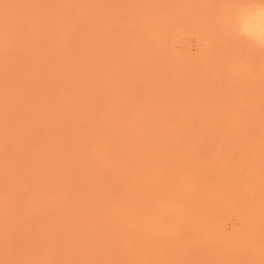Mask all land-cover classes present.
<instances>
[{"label":"bare ground","instance_id":"6f19581e","mask_svg":"<svg viewBox=\"0 0 264 264\" xmlns=\"http://www.w3.org/2000/svg\"><path fill=\"white\" fill-rule=\"evenodd\" d=\"M21 1L25 2V0ZM120 2L122 3V0ZM150 2L148 5L151 9L153 1L152 4ZM115 3L116 0H66L65 7L60 12L57 10V14L59 16L60 13L61 22H63L58 24L56 20L52 19L54 14L52 17L49 15L48 18L42 14H39L38 17L33 16L36 12L26 16L24 14L26 5L20 0H0V73L6 72L0 76L4 74L7 76L8 71L17 72L18 75L21 73L23 76L22 79L17 77L22 80L19 86L16 80H9L11 77L4 78L9 85L5 83L12 88L11 92L8 90L9 94L6 92L9 87L6 86L7 89H3V82L0 81V264H264V201L262 202L264 200V183L252 184L253 182L250 183L251 180H249V183L246 182L247 186L245 184L243 186L241 182L240 184L227 185L228 183L226 184L224 182L226 180L223 178L213 180L206 177L200 178L195 174L181 173L180 171L183 172V170L177 168L180 165L176 166L179 160L176 154L171 148L168 153H165L167 151L163 147L170 142L169 133L171 134V132L166 125L159 128L146 125L144 128L142 125L139 126L141 121L133 119V123H130L133 125L128 127L126 123L123 125L124 120H121L123 126H117L118 131L127 133L128 139L123 136L126 141L124 144H120V147H116L119 150L120 158L114 152V134H112V132L114 133V99L118 98L114 97V24L119 25L114 23L117 19L116 17L114 19V16L120 11L119 7H115ZM118 4L117 2L116 5ZM138 5L140 6V4ZM10 6L16 7L17 12L15 13L14 9V12H8L7 9L10 10ZM193 6L196 5L193 4ZM60 8H62L61 5ZM114 8H118L119 11L118 9L114 11ZM152 10L154 9L152 8ZM5 11L7 12L6 16ZM219 12L217 13L219 14ZM152 13L154 14V12ZM221 13L223 14L222 11ZM65 14L67 17L69 16V19L62 18ZM224 14L226 15V13ZM223 15L220 17L222 18ZM227 16L228 14L225 21ZM154 17L150 18L155 20ZM150 18L149 20H151ZM120 19L117 20L120 21ZM213 22L210 24L213 25ZM4 23H7L10 28L7 29ZM137 24L135 22V25ZM206 24L208 25L207 22ZM209 25L208 27H210ZM131 26L133 27V24ZM138 27L140 28L141 25ZM149 30L151 29L149 28ZM126 31L124 32L126 33ZM139 31L141 32L143 29ZM151 31L154 33L155 29ZM223 33H225L224 36L232 38L230 44L236 40L238 45L246 46L242 49L247 48L256 51V53L264 51L253 48L246 40L235 38L229 33L227 27ZM134 34L135 32H133V38H136V42L145 40L144 38L139 39L138 33V36ZM72 39L78 41L74 40L78 47L73 45V48ZM158 39L162 41L160 38ZM134 41L132 40L131 43L136 44ZM157 42L156 40V46ZM236 42L233 43L236 44ZM143 43L141 44L143 45ZM152 43L154 42L152 41ZM118 44L117 46H119ZM150 44L151 42L148 41L145 46ZM104 45L107 46L106 51ZM136 45L132 44L134 47ZM153 47L155 48V45ZM116 48L120 49V46ZM150 49L152 48L149 47ZM126 52L129 53V51ZM140 53L143 52L140 51ZM133 57L130 58L133 59ZM145 57L143 59L147 60ZM125 58L128 59V56ZM131 59L128 60L131 61ZM134 60L137 59L134 58ZM108 63H113L111 66L113 71L107 68ZM99 66H106L107 70L113 73L111 75L113 77L107 75L105 70ZM91 71H97V73L100 71L105 74L101 80L99 77V80H94L95 75L94 73L90 74ZM150 71L153 70L150 68ZM228 71L230 70L225 72L228 73ZM261 72L258 70L255 73L262 74ZM88 74L91 76L88 77ZM8 75L10 76L9 73ZM119 75L121 74L119 73ZM228 75L226 76L228 77ZM233 77L231 78L233 79ZM260 77L262 78V75ZM4 79L3 81H5ZM14 81H16L15 86L10 85L9 82ZM90 81L92 86L88 87ZM96 81L97 84L100 82L98 84L100 89L94 87ZM37 84H40L39 88H35L32 93L34 95L35 91L39 90L38 92H40L39 95L35 94V97L39 99L38 102L36 100L37 104L20 105L22 107L20 108L19 101L24 102L25 96L28 99L30 97L26 95V91L25 93L21 90L24 88L32 90ZM88 88L92 92L87 90ZM159 89L161 90V88ZM218 89L220 90V88ZM87 91L89 94L86 93V95H91L87 96V102L83 103L82 95ZM262 96L264 97V94ZM239 98L238 100H240ZM218 99L220 100V98ZM252 99L254 98L251 97ZM95 101L102 102L101 109H103L100 111L103 113L104 110L105 115L100 114V117L108 127L107 131L105 130L106 126L101 128L98 125L102 130L97 126L96 129H99L100 132H103L104 129L107 132L105 134H97L91 125L93 120L95 121L94 125L97 120L91 121V114H89L94 111L92 106L98 104ZM26 102L30 103V100H26ZM131 104L133 103L131 102ZM28 112L31 114L27 115ZM94 113L91 116H94ZM97 116L98 114L95 113L94 118ZM127 119L129 121V118ZM134 122H137L138 125H135ZM233 122L231 121V123ZM241 122L243 121L241 120ZM147 124L149 125V123ZM244 124L240 123L242 127ZM246 124L250 126L247 121ZM257 124L259 123L257 122ZM240 125L238 129V126L235 125V129L242 134L246 129L245 125L243 128ZM240 127L245 130L239 131ZM142 128L148 129L143 131ZM227 128L230 129L226 126ZM233 128L230 130L231 133L224 132L223 134L232 135ZM236 130H234L237 133L235 136L239 137L240 134ZM130 132L132 135L129 134ZM122 135L118 137L122 138ZM237 140H240V137ZM26 143L30 145L27 147L31 150L29 157L25 152ZM181 145L179 146L181 147ZM170 147L172 146L170 145ZM250 147L253 149L256 146ZM127 148L135 154L133 157L125 156L124 151ZM255 151L257 150L255 149ZM258 153L260 152L258 151ZM257 156L260 155L255 157ZM261 157L257 159L261 160ZM259 160L256 163L260 162ZM180 161L183 163L185 161V167H187L186 158L184 160L181 158ZM179 163L182 164V162ZM257 164L259 165V163ZM248 165L254 166V163ZM260 165L258 168L261 167ZM192 170L197 171L195 168ZM164 171L169 178H164ZM238 171L240 172V170ZM162 172L164 173L162 174ZM224 173L227 174L226 171ZM252 174L253 179L257 180L256 173ZM2 177L7 181L3 182ZM237 177L240 176L237 174ZM76 178L78 179L76 185H79L74 188L72 182H75ZM231 218L238 221L240 229L234 230L229 235H224L221 226L225 220Z\"/></svg>","mask_w":264,"mask_h":264},{"label":"rangeland","instance_id":"374dc122","mask_svg":"<svg viewBox=\"0 0 264 264\" xmlns=\"http://www.w3.org/2000/svg\"><path fill=\"white\" fill-rule=\"evenodd\" d=\"M41 1L42 0H28V2H27V0H25V2H27V4H25L24 1L20 0V2H22L26 5L25 8L27 11L24 8V14L27 16L29 14L33 15L32 12H36V13H34L33 16L36 15L38 17L39 14H42V15H45V18H48L49 15L52 17V14H54L52 19L56 20L58 22V24L63 23V22H61L62 19L60 17L61 16L60 13H59V16L57 13H58V11L60 12L65 7L66 0H58V1L57 0H43L42 2ZM67 1H69V0H67ZM120 1L121 0H118V1L116 0V3L114 4L115 7H119V9H120V11H119L118 8H116V9L114 8V11H117V9L119 11V12L115 13L116 15L114 16V19H115V17L118 20L121 18L120 21H118L116 19L117 22L114 20L115 21L114 23H118L119 25H121V26H119L117 24H114V65H113L114 69L111 67L113 63H108L110 66L107 65V68L114 70V97L115 98L118 97V98L114 99V104H115L114 105V109H115L114 110V130H113L114 133L112 132V134H114V152L118 155L119 150L116 147H120L121 146L120 144H124L126 139H128V136H126L127 133L124 134L123 132L122 133L119 132L117 126L121 127L124 125V123H126V126L130 127L133 125V124L130 125V123H133L134 120L135 121H141V124L139 122V124H140L139 126L142 125V127L144 126V128L146 127V125L147 126L153 125V128L154 127L159 128L161 126L163 127V125H166L167 129L170 130V132H171V134L169 133L170 142L168 140L169 144L167 143V145H166V143H163V145L164 144L166 145L163 147L167 151L165 153H168L169 148H171L173 150L174 154H176L177 158L179 159L176 166H179V165L181 166V167L180 166L177 167L178 169L181 168V170H183V172L180 171L181 173H185V175L195 174V176H198L200 178L206 177V178L213 179V180L223 178V180H226L224 182L226 184L228 183L227 185L238 184V183L240 184V182H241V184L243 183V186H244V184H245V186H247L249 182L250 183L253 182L252 184L264 183V169L262 170V168H264V165H263L264 164V136H263V132H264V117H263L264 116V97L262 96L264 94V83H263L264 82V70H263L264 69V53H263L264 51L263 52L258 51L256 53V51H254V50H250L247 48L242 49L246 46H244L243 44L238 45V41L236 42V40L233 41V42H236V44H234L233 42H232V44H230L229 42L232 41V38L227 36V35L224 36V34L226 32L225 33H223V32L225 31L226 26H225V24H223V22L225 21L226 15L229 13L230 8H232V6L234 5L235 0H233V1L232 0H208V1L207 0H155V1L149 0V2L153 1L152 2L153 4L150 2V4H152L151 9L149 8L148 0H146V1H143V0H122L123 4ZM136 1H139V2H136ZM204 1H207V2L204 3ZM55 2H56V4H55ZM117 2L119 3L118 5H116ZM138 4H140V6ZM193 4H195L196 6H193ZM220 4H221V6H220ZM222 4H223V6L224 5L226 6V8L224 6V9H226V10L223 9ZM60 5L62 6V8H60ZM119 5H121V6H119ZM203 5H204V7H203ZM30 6H33V7H30ZM190 7H192V8L190 9ZM137 8H139V9H137ZM152 8L154 10H152ZM186 8H188V9L186 10ZM220 8H221V10H219ZM13 9L15 10L16 7L10 6V10L7 9V11L8 12L11 11L10 13H12V12H14ZM124 9H126L128 11H126ZM170 10H171V12H170ZM218 10L220 12L222 11L223 14L226 13V15L224 14L225 15L224 16L222 13L220 14V12ZM49 11L51 12V14ZM172 11L174 13H176V12L177 13L174 14ZM16 12L17 11L15 10V13ZM27 12H28V14H27ZM145 12H146V14L144 15ZM149 12L151 14H153L152 12H154V14L151 15ZM205 12H207L209 14H207ZM217 12H219L220 16L223 15L224 18L222 17L223 18L222 19ZM119 13H120V15H119ZM182 13H183V15H182ZM213 13H215L217 15H215ZM6 15H7V12L5 13V16ZM154 15H155V17H154ZM151 16L154 17L155 20H153V18H150ZM201 16H203V17L201 18ZM56 17L58 20L56 19ZM141 17H144L145 19H143ZM185 17H188V18H185ZM206 17L209 19L207 20ZM62 18H66L65 20H67V19H69V16L67 17V15L65 14V16ZM149 18L151 20H149ZM59 19H61V20H59ZM189 19H191V20H189ZM215 19H216V22H215ZM65 20H64V22H65ZM213 20H214V22H213ZM125 21L127 24L125 23ZM132 21H133V23H131ZM135 22L138 24L135 25ZM206 22L208 23V25L210 23L212 24V22H213V25H215L217 28L211 24L209 25L210 27H208ZM219 22H222V23H219ZM122 23L124 24V26ZM159 23H160V25L157 26V24H159ZM4 24H5L4 26H6L7 29L10 28L7 26V23H4ZM125 24H126V26H125ZM132 24H133V27L131 26ZM147 24H148V27H147ZM138 25L139 26L141 25L142 28L141 27L139 28ZM221 25H223V26H221ZM134 26H137L139 29L137 27L135 28ZM149 28L151 30L155 29L156 33L157 32L159 33V34L157 33V35H159V36L156 35L155 31H153L154 33H152V31L149 30ZM140 29L141 30L143 29V31L140 32L139 31ZM130 30H131V32H130ZM211 30H213V31H211ZM124 31H126V33ZM128 31L130 34L128 33ZM123 32H124V34H122ZM133 32H135L134 35H136L137 33L139 34V39L144 38L145 40H143V41L138 40V42H136V38L135 39L133 38L134 37ZM211 32H213V33L210 34ZM141 33H143L145 35V37H143L144 35ZM138 34H137V36H138ZM127 35H128V37H127ZM140 35H141V37H140ZM163 36L166 38L162 39V38H164ZM125 37L128 39H126ZM222 37H223V39H222ZM228 37L230 40L228 39ZM131 38L133 41L135 40L134 42H136L137 45L135 43H131V41H132ZM147 38H149V39H147ZM152 38H157V39H152ZM158 38H160L162 41H160ZM137 39H138V37H137ZM146 39L149 42H151V44L148 46H145L146 44H148V41ZM72 40H73L71 43L72 46L73 45L77 46L76 44L78 41L76 39H72ZM74 40H76L77 42H74ZM156 40L158 41L157 46L155 43ZM116 41H119V42H116ZM152 41L154 43H152ZM214 41H216V42H214ZM143 42H145L146 44H144ZM160 42L161 43L163 42V43L161 44ZM117 43H119L118 45L120 46V49L122 51L120 49L116 48V47L119 48V46H117ZM130 43H131V45H130ZM139 43L140 44L143 43L144 46L142 44L140 45ZM132 44L136 45L138 48L136 46L135 47L132 46ZM154 45H155V48L153 47ZM74 46H73V48H74ZM104 47H105V45H104ZM149 47H151L152 49L149 50ZM101 48H103V47H101ZM106 48H107V46L105 47V51H106ZM141 48H143V49H141ZM144 50H146V51H144ZM126 51H129V53ZM135 51H136V54H135ZM140 51L143 52L144 54L140 53ZM122 54H124V55H122ZM127 56H128L129 60L134 56L133 59H131V61L132 60L134 61V62L132 61V65H131V61H129L127 58H125ZM140 56H141V58H140ZM116 57H117V59H116ZM144 57L148 61L144 60L143 59ZM122 58H123V60H122ZM134 58L137 59L138 61L136 60L137 61L136 62L134 60ZM139 59H140V61H139ZM141 59H143L142 62H141ZM116 63H118L120 65H118ZM245 66H247V68H245ZM257 66H259L260 68H258ZM116 67H117V69H116ZM100 68L104 69L105 70L104 72H106L107 75H109L110 77H113V76H111V75H113V73H110V71L107 70L106 66H101ZM150 68H151V70H153L152 72L150 71ZM230 68H232V69H230ZM119 69L120 70L122 69V70L120 71ZM227 70H230V71H228V73H227V72H225ZM258 70H260V72L262 71L261 72L262 74L255 73V72H258ZM231 71H233V72H231ZM154 72L157 74H155ZM2 73L6 74V72H4V71ZM2 73H0V75ZM8 73L10 74V76L8 75ZM8 73H7V76H4L5 74L3 76H0V79H2L0 81L3 82L2 84L4 86L3 89H7V87H9L8 82H6V80L4 79L5 77H7V78L11 77L9 80H16L18 82V86H19V83L22 80H19L18 78H20V79L23 78L21 73H19V75L17 72L12 73V72L8 71ZM91 73L92 74L94 73V75H95L94 80H96V79L99 80L98 77L101 80V78H103L104 74H105V73H101L100 71L98 73H97V71H95V72L91 71L90 74ZM119 73L121 75H119ZM221 73H223V74L221 75ZM230 73L235 78L237 76L236 80L237 79L238 80L236 81L234 77L232 79L231 78L232 76L230 77ZM16 74H17V76H16ZM96 74H99L102 76H99ZM208 74H210V75H208ZM226 75H228V77H230V78H228ZM261 75H262V78L260 77ZM90 76L91 75L88 74V77H90ZM257 76H259L260 78L259 77H258L259 79L256 78ZM12 77H16V78L18 77V78L16 79V78H12ZM145 77L146 78L148 77L147 78L148 80ZM253 77H255V78H253ZM122 78H123V80H122ZM144 78L146 79V81ZM153 78H155V79H153ZM3 79L5 81H3ZM149 79H152V80H149ZM223 79H225V80H223ZM227 79H228V83H227ZM255 79H256V81H254ZM162 80H163V82H162ZM258 80L259 81L261 80L262 83L259 82ZM16 81L9 82V83H10V85L15 86L14 84H16ZM222 81H224V82H222ZM99 83L100 82H98V84ZM137 83H139V84H137ZM96 84H97V81H96ZM96 84L94 85V87L96 86L98 88L99 86H98V84L97 85ZM135 85H137V86H135ZM34 86L35 87H33L34 89H32V90H29L30 88L27 89V88L22 87L24 89L21 91H24V92L26 91L27 92V93L25 92L26 95H28V97L30 96L31 98L29 97V99H28L25 96V94L23 93L25 96L24 102H22V100H20L18 106H20V105L21 106H24V105L25 106H27V105L31 106L33 104H37L39 99L36 98L35 96L39 95L38 93H40V92H38L39 90L35 91L36 95L35 94L32 95V93H34L33 90H35V88L36 89L39 88L40 84L39 85L37 84ZM89 86H92L91 81H90V84H88V87ZM20 88H21V86H20ZM90 88H92V87H90ZM90 88H88L87 90H90L92 92V90ZM159 88H161V90ZM218 88H220V90ZM11 89L12 88L10 86L6 90L7 94H9L8 90H10V92H11ZM40 89H41V87H40ZM99 89H100V87H99ZM99 89H96V90H99ZM150 89H152V90H150ZM93 90L95 91V89H93ZM128 91H129V93H128ZM86 93L89 94V92L87 91L84 93V95H82V102L83 103L87 102L86 100H88V98H86L88 96V95H86ZM131 93H133V94H131ZM90 95L88 97H90ZM98 96H99V94H98ZM40 97H41V95H40ZM150 97H152V99H150ZM239 97H241V98H239ZM251 97L254 99L251 100ZM84 98H86V99L84 100ZM141 98H144V99H141ZM218 98H220V100ZM238 98L240 100H238ZM26 100H28V101L30 100V103L26 102ZM36 100H37V102H36ZM212 100H213V103H212ZM243 101H245V102L243 103ZM95 102L98 103L100 106L98 104L97 105L95 104L96 106L95 105L92 106V108L94 110V111H92V113L95 112L96 115L98 114V116L96 118H94L95 113L93 114L94 116H91L92 113L89 112V114H91L90 115L91 121L93 119H97L95 125H94V122H95L94 120H93L91 125L93 126L94 132L97 131L96 132L97 134H105V133H107L106 129L108 127L106 126L107 123H105L103 121V119L100 117L101 115L102 116L105 115L104 110H103V113L100 111L103 109V108L101 109V103L102 102H99V101H95ZM95 102H93V103H95ZM129 102H130V104H129ZM131 102L133 104H131ZM90 103H92V102H90ZM21 106H20V108H22ZM98 106H99V108H97ZM142 106H143V108H142ZM257 106H258V108H257ZM249 108H250V110H248ZM259 108H260V110H258ZM96 109L97 110L99 109L98 112ZM90 111H91V109H90ZM30 112H28L27 115H30L31 114ZM147 112H148V114H147ZM208 112H210V113H208ZM229 115H231V116H229ZM215 116H216L217 120H216ZM144 117H146L148 119H146ZM127 118H129V121H127L128 120ZM98 119H99V121H98ZM137 119H139V120H137ZM121 120H124L122 122L123 125L121 123ZM237 120H238V122H237ZM241 120L243 122H241ZM118 121H120V122H118ZM231 121H234L235 123L234 122L231 123ZM246 121H247L248 125H250V126H247ZM146 122L149 123V125ZM257 122L260 124V126H259V124H257ZM227 123H229V125H227ZM240 123L241 124L245 123L244 124L245 127H244V125H243V127L246 129V131H243L242 134L239 133L238 130L235 129L236 126H238L237 129L239 128ZM134 124L138 125L137 122H134ZM98 125L101 126V128H103V126L104 127L106 126V128H105L106 131H104V129H103L104 133L102 131H101L102 132L101 133L99 130L101 128L98 127ZM96 126L99 129H96L97 128ZM226 126L230 127V129L229 128L226 129ZM0 127H1V124H0ZM241 127H240L239 131L245 130V129H242L243 127L242 128ZM257 127H259V128L257 129ZM144 128H142V129H144ZM177 128H178V130H177ZM222 128H224V129H222ZM232 128H233V134L234 135L230 134L227 136L226 134L231 133L230 130ZM147 129L148 128L144 129L143 131H147ZM234 130H236L240 134V136H239V134H238V136L240 137L241 141L237 140V138L239 139V137L235 136V134H237V133L234 132ZM262 130H263V132H262ZM224 132L225 133L227 132V133L223 134ZM254 133L256 134V136ZM129 134L132 135L131 132ZM180 134H182V135H180ZM216 134L219 137L215 136ZM220 134H222L223 136ZM120 135H122V138H119V137H121ZM258 135H260V137H258ZM123 136H125L126 139ZM189 136H191L192 138ZM250 136H251V138H250ZM252 136H253V138H252ZM241 137H244L243 138L244 140ZM255 137H257V138H255ZM231 138H234V139H231ZM180 139H181V141H180ZM197 139H198V141H197ZM177 140H179L178 141L179 144L177 143ZM127 142H128V140H127ZM201 142H203V143H201ZM212 142H214L215 144H213ZM219 142H221V143H219ZM235 142H236V144H235ZM188 143H189V145H188ZM180 144H182L181 147L179 146ZM200 144H201V146H200ZM243 144H245V145H243ZM170 145L172 147H170ZM252 145H253V147L256 146L253 148L254 150L252 149V147H250ZM29 146H30L29 144H27V143L25 144L26 148ZM129 148H131V147H129ZM129 148H127V150L125 149L124 154L126 157H133L135 154L132 152V150H131L132 148L131 149H129ZM233 149H235V150H233ZM255 149L257 151H255ZM183 150H185V151H183ZM194 151H196V152L200 151V152L198 154L196 152L193 154ZM258 151L260 153H258ZM25 152L27 153V157H29V154H30L29 152H31V150L29 148H27V149H25ZM177 152H179V153H177ZM232 152H235V153H232ZM210 153H211V155H210ZM251 153L252 154L254 153V154L252 155ZM216 155H218V156L220 155L219 158H217L218 156H216ZM256 155H260V156L255 157ZM185 156H187V157H185ZM183 157L187 159V165H186L187 167H185V163H186L185 161H184V163H183V161H180L181 158H182V160H184ZM245 157H246V160H245ZM258 157H261L260 158L261 160L257 159ZM118 158H120L119 155H118ZM201 159H203V160H201ZM257 160L260 161L257 163H259V165L261 164L260 165L262 167V168L260 167L261 169L258 168L259 165L256 163ZM123 161L126 162V160H123ZM35 162H37V161H35ZM179 162H182V164H180ZM198 162L199 163L201 162V163L199 164ZM225 162H228V163H225ZM237 162L241 166H239ZM209 163H210V165H209ZM253 163H254V166L248 165V164H253ZM226 165H227V168H226ZM199 166H200V168H199ZM205 166H206V168L204 169ZM184 168H185V172H184ZM194 168L197 171L194 172V170H192ZM202 170L204 171V173ZM238 170H240L241 173ZM225 171L227 174L228 173H230V174L227 176V174L224 173ZM164 172L166 174V171H164ZM164 172H162V174ZM219 173H220V175H219ZM252 173H256V176L258 177V178H256L257 180L253 179ZM259 173H260V175H262L261 177H260ZM165 174H163L164 178L165 179H166V177L169 178V176L167 174L166 175ZM237 174L240 177H237ZM248 177H250V178L248 179ZM77 178H76L75 182H72L73 183L72 187L75 186L74 188L78 187V185H79V184L76 185L77 180H78ZM260 178H262L263 180ZM3 179H4V177L1 178L2 181H3ZM249 180H251V181H249ZM252 180H254V181H252ZM5 181H7V180L4 179L3 182H5ZM246 182H248V183L246 184ZM78 183H79V181H78ZM249 186H250V184H249ZM263 195H264V193H263ZM263 201L264 200H262V202ZM236 229H240V225H239L238 221L233 219V218L225 220L221 226V231L224 235H229Z\"/></svg>","mask_w":264,"mask_h":264},{"label":"clouds","instance_id":"9594fccd","mask_svg":"<svg viewBox=\"0 0 264 264\" xmlns=\"http://www.w3.org/2000/svg\"><path fill=\"white\" fill-rule=\"evenodd\" d=\"M225 24L235 38L264 50V0H235Z\"/></svg>","mask_w":264,"mask_h":264}]
</instances>
